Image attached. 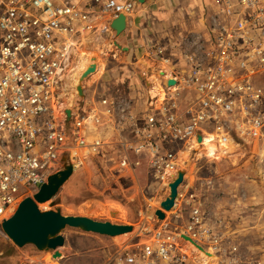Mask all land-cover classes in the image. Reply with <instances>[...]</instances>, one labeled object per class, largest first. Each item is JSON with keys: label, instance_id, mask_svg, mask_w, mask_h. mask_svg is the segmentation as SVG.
Segmentation results:
<instances>
[{"label": "built area", "instance_id": "2783aa9c", "mask_svg": "<svg viewBox=\"0 0 264 264\" xmlns=\"http://www.w3.org/2000/svg\"><path fill=\"white\" fill-rule=\"evenodd\" d=\"M207 3L211 16L199 51L176 59L171 49L155 48L166 67H178L167 79L175 85L166 80L162 96L148 88L139 111L105 96L60 115L77 39L92 31L94 8L128 19L137 0H0V227L59 170L65 153L75 171L86 156L102 155L105 145L94 137L112 124L119 132L125 178L135 177L133 168L141 160L167 191L178 171L186 173L174 215L178 223L184 220L177 225L148 215L151 230L140 241L122 244L107 264H203L202 256L207 264H262L242 258L237 246L222 243L206 224L203 198L185 165L201 151L199 137L263 141L264 0ZM183 148L192 151L187 159Z\"/></svg>", "mask_w": 264, "mask_h": 264}, {"label": "rangeland", "instance_id": "374dc122", "mask_svg": "<svg viewBox=\"0 0 264 264\" xmlns=\"http://www.w3.org/2000/svg\"><path fill=\"white\" fill-rule=\"evenodd\" d=\"M199 1L204 7V18L207 20L211 16L210 9L207 8L208 0ZM191 2L192 0L184 1L186 5H190ZM176 65L175 63L172 66L177 70ZM164 66L161 63L160 67L146 75H130L127 72L128 74L122 77L124 78L122 81L117 79L115 85L102 87L98 92L96 91V95L100 98L115 97L125 110L131 108L133 111H139L143 106L146 81L148 80L150 91L153 77H157L161 87L166 84L168 78L164 74ZM169 75L171 78V73ZM74 97L75 102L71 104V108L73 111L82 110L86 97L81 99L76 93ZM234 145L239 147L235 154L237 158H233L234 154H232L231 158L223 160L221 174L215 173L210 159L202 155L198 157V154L192 157V165L197 161L198 163L189 169L188 174L203 198L206 224L217 232L222 243H226L227 246H237L242 258L262 263L261 259H264V136L262 142H238ZM84 159L82 167L75 171L57 196L51 202L40 205V209L42 211L59 209L65 216L89 215L88 218L96 221L133 226L134 231L128 234V237L109 238L67 228L63 233L65 245L58 250L67 247L72 254L62 259L59 264H107L120 252L122 244L134 237H140V241L146 231L151 230V226H143V219L140 217L141 207L144 204L138 199L132 200V193L138 196L139 188L122 186L119 174L114 171V164L107 157L96 161L93 169L87 170L89 175L86 176L87 172L81 174L82 168L86 166ZM136 171L140 182H145L141 185L142 189L148 190L150 182L147 181H150L151 176L149 173L154 174V172L147 166L145 160ZM118 202L130 207L133 213L131 218L114 219L109 213L105 215L101 211L102 204L119 206ZM152 205L159 208L158 203L154 202ZM86 206L88 210L84 209ZM172 213H166V220L173 219ZM183 220L180 219L179 223ZM52 255L51 252H37L32 248L23 250L16 247L0 227V264H49Z\"/></svg>", "mask_w": 264, "mask_h": 264}, {"label": "crops", "instance_id": "0c3cea01", "mask_svg": "<svg viewBox=\"0 0 264 264\" xmlns=\"http://www.w3.org/2000/svg\"><path fill=\"white\" fill-rule=\"evenodd\" d=\"M185 0H145L144 3L141 0H137L138 5L134 12L128 16L127 29L119 37L111 32V23L115 19L113 14L108 11H102L100 8H94L91 27L92 31L85 37L77 39L79 42L78 50L74 59V69L78 66V60L83 52L90 58L92 56H98V70L95 74L89 76L84 82V94L86 101H97L100 96L96 95V91L107 85H113L117 79L121 81L124 79L123 76L134 74L150 73L156 68L160 67L162 63L158 59L155 48L165 47L171 49L176 59L182 58L184 53L193 51H199L203 45L202 41L207 36V23L204 18V7L199 0H192L190 5L184 3ZM186 6V7H185ZM118 42L124 50L118 49L113 42ZM161 62V63H159ZM144 65V67L142 66ZM166 72L176 74L178 72L175 66H164ZM163 74V73H162ZM171 80V79H170ZM168 81V80H167ZM166 81V82H167ZM115 85V84H114ZM76 83L74 81H68L66 89L61 93L62 106L65 105L67 113L70 111L72 103L71 98L75 93ZM149 83L148 80L145 83V90L143 99L148 94ZM102 98V97H101ZM141 104V103H140ZM96 139H101L105 145L102 155L96 156V161L101 158L109 159L114 164V171L119 175L122 186H137L139 188L138 196L134 193L132 200L138 199L141 204L140 217H142L143 226H152L150 222L146 221V217L155 214L158 207H154L152 204L160 203L166 198V189H164L154 174L151 175L150 186L148 190L144 191L141 185L145 182H140V178L134 167V178H125L119 166V160L123 159V155L119 152V132L116 126L110 124L104 128H100L96 136ZM91 138L90 142L94 139ZM190 150V154L186 155V152ZM191 149H182V158L187 159L191 155ZM199 155V154H198ZM107 160V159H106ZM133 162V160H131ZM193 162H189L185 165L187 170L191 169L198 163V161L192 165ZM142 164V160H141ZM95 165L84 166L81 170V174L87 172V170L93 169ZM88 173V172H87ZM142 173V172H141ZM89 175L86 174V176ZM117 176V177H118ZM82 177V176H81ZM136 178V182H135ZM148 180V179H147ZM75 186V185H74ZM165 194V195H164ZM119 206H111L102 204L101 211L106 215L111 211H118L121 217H132L133 213L130 207H125L121 203ZM88 210V206L84 207ZM150 210L149 212L147 210ZM172 220H169L173 224H177V217L174 216L177 209L174 208L172 211ZM76 216L90 217L89 215L76 214ZM167 218V216H166ZM105 237V236H104ZM110 238V237H109ZM130 239L129 241L135 239ZM264 264V259L262 260ZM108 263V262H107ZM37 264V263H31Z\"/></svg>", "mask_w": 264, "mask_h": 264}, {"label": "water", "instance_id": "95a60500", "mask_svg": "<svg viewBox=\"0 0 264 264\" xmlns=\"http://www.w3.org/2000/svg\"><path fill=\"white\" fill-rule=\"evenodd\" d=\"M142 3L145 0H141ZM127 17L120 14L111 23V32L119 37L127 29ZM114 45L124 50L118 42ZM98 56L89 58V64L81 72L76 83L75 93L85 98L84 82L93 73L97 71ZM175 80H169L168 85H175ZM68 115L69 112H68ZM201 141V137H199ZM75 173V168L69 153H65L61 159V167L58 171L52 173L47 182L41 186L39 191L31 198L25 199L18 207L15 214L2 223V230L7 238L13 244L23 250L32 248L37 252H51L52 259L58 260L62 254L59 248L65 245L64 231L67 228L77 229L85 233H92L100 236L117 238L130 234L134 231L133 226L118 225L112 222H100L88 217L65 216L59 209L42 211L40 205L51 202L62 189V187L71 179ZM185 170L178 171L172 182L169 184V194L160 203L155 216L157 222L166 220V213L172 212L178 196V188L183 183ZM110 216L114 219L121 218L118 211H111ZM193 248L199 250L203 255L209 256L205 251L189 238H184Z\"/></svg>", "mask_w": 264, "mask_h": 264}, {"label": "bare ground", "instance_id": "6f19581e", "mask_svg": "<svg viewBox=\"0 0 264 264\" xmlns=\"http://www.w3.org/2000/svg\"><path fill=\"white\" fill-rule=\"evenodd\" d=\"M73 62H75V61H73ZM73 62L69 65L70 69L68 68L67 73H69L71 75L70 80H71V78H73L72 81L77 83L81 72H83L86 69L87 65L89 64V57L87 56V54L85 52H83L82 55H80V58L78 60V66L76 69H74ZM96 64H97V70H98V60H97ZM163 70H164V74H165L166 78H169V76H170L169 73L166 72L165 68H163ZM95 73H93V74H95ZM151 92H152V94H155V95L157 94V95L162 96V88L158 83L157 77L151 78ZM70 100H71L70 103L75 102L74 94L72 95V98ZM71 107L72 106H70L69 114H71V112H74ZM64 109H65V105H63L59 108L58 111H59L60 115L62 114ZM201 143H202L201 144L202 147H201V151L199 152L198 157H201V155H202L203 157L210 159L211 164L213 166V170L215 171V173L217 175H219L223 172V167L221 166V162L223 160L231 158L232 156L235 159L237 158V156H235V154L237 153L239 147L234 145L233 141H231V140H227L224 142L221 139L214 138L212 136H207V137L201 139ZM188 154H190V150L188 152H186L185 156H187ZM232 154H234V155H232ZM84 160H85L87 165H94L95 164V158L93 157V155L92 156H90V155L86 156ZM165 193L168 194V191H166ZM94 211H96V210H94ZM134 234H136V231ZM128 236L129 235H125V236H122L121 238L128 237ZM59 252L62 254V257L58 260H53L50 257L52 260L50 259L49 264H59V262L62 259L66 258L72 254V251L68 250L67 247H64ZM210 257H212V259H214V257L212 255H210ZM199 261L203 264L208 263L205 256H202V258H199Z\"/></svg>", "mask_w": 264, "mask_h": 264}]
</instances>
